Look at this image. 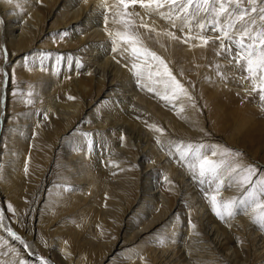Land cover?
Here are the masks:
<instances>
[{
	"label": "rangeland",
	"instance_id": "1",
	"mask_svg": "<svg viewBox=\"0 0 264 264\" xmlns=\"http://www.w3.org/2000/svg\"><path fill=\"white\" fill-rule=\"evenodd\" d=\"M2 1L5 12L11 16L8 21L12 24L23 19L30 21L39 39L33 40V33L24 45L4 46L0 35V116L2 111L5 115L0 120V264H18L21 259L26 264H41V258L47 264H131L139 258L157 264L147 253L150 244L175 251L174 264H188L175 243L183 240L192 244L191 236L202 232L196 218L197 200L181 201L179 195L167 190L163 186L165 169L157 168V190L162 189L170 199V209L151 205L150 211L161 219L150 231L141 233L146 216L138 219L135 213L142 206L138 170L134 168L133 174L125 171L124 175L120 172L107 175L101 170L103 156L117 145L125 146L123 151L131 158L137 157L138 149L107 120L111 99H118L112 89L121 92L122 81L109 86L104 80L105 87L100 89L88 75L87 50L94 41L88 30L80 29V23L61 26V21L66 23L72 17L64 0ZM219 3L220 0H210L207 12L201 8L193 16L195 6L186 15L179 12V3L173 7L165 0L159 6L138 0L136 4L129 2L127 7L120 0H71L74 5L92 6L93 13L105 18L111 29L109 35L115 40V45L107 42L109 53L119 56L125 66L136 64L137 68H143L159 64L162 69L167 67L182 85V90L173 96L165 83L168 77L163 74L164 94L179 101L190 115L173 114L165 100L154 101L153 110L170 131L165 138L158 139L157 151L165 158L170 157L173 169L186 174L187 186L211 210L213 195L221 204L232 198L238 200L246 188H258L260 181H264V99H261L260 81L254 84L251 74L245 71L246 62L237 63L239 49L235 44L245 24L250 31L253 29L247 17L242 22L236 20L238 11L257 8V13L249 12V16L256 20L255 31H261L259 10L264 9V2L238 0L237 7L233 0L231 5L226 4L229 13L218 16ZM229 14L235 28H228ZM47 15L51 18L46 19ZM201 23L203 29L199 27ZM213 27L226 29L231 44ZM117 33L132 36L138 48L154 52L164 64L150 56L133 54L132 44ZM200 36L207 38V44ZM222 42L225 48L231 47L230 52L221 48ZM245 43L251 41L245 39ZM256 43L259 47V42ZM195 48H201V55L193 53ZM83 86L87 90L77 91V88L83 91ZM54 98L60 103L81 102L69 121L54 120L55 127L52 116L47 114L48 109L53 111ZM96 120L100 123L96 124ZM45 135L50 139L45 140ZM16 139L25 143L18 144ZM189 145L191 152L182 157ZM200 145L204 146L201 154L209 159H225L245 170L251 166L252 185L238 183L245 174L241 172L231 178L221 177L225 183L217 191L212 177H200L198 167H189L198 163L195 151ZM213 150L217 155H212ZM153 158V155L148 157L156 165L158 162ZM129 165L132 166V161ZM125 176L135 177L129 191L132 196L119 207L118 197L110 188L119 185ZM132 197H137V201ZM126 210L132 212L124 214ZM230 217L246 226L239 236L245 249L238 257L239 263L256 264L264 254V224L254 221L252 206L246 210L239 208ZM9 229L21 239L14 238ZM166 229H171L170 236H165ZM208 244L211 261L231 264L220 256L212 239ZM238 244L226 242V246L235 248Z\"/></svg>",
	"mask_w": 264,
	"mask_h": 264
},
{
	"label": "bare ground",
	"instance_id": "2",
	"mask_svg": "<svg viewBox=\"0 0 264 264\" xmlns=\"http://www.w3.org/2000/svg\"><path fill=\"white\" fill-rule=\"evenodd\" d=\"M84 5L85 4L74 5L71 4V0H64V6L68 8L67 12L72 17L69 21H66V23L61 21L60 24L61 26H68L75 23H80V29L88 30L91 38L94 39V41H91L93 43L88 45L89 49L87 50V59L89 60L90 65L88 68V75L93 79V81H96L100 89L105 87L104 80L107 81L109 86H113L118 80L122 81L123 89L121 92L112 89L114 96L118 99H111V109L107 120L112 123V126L115 128L116 132L126 136L131 145L138 149L137 157L135 156L131 158V155L126 153V151H123L126 149H124L125 146L122 147L117 145V150L116 148L113 150L111 149V152H107L105 153V156H103L104 163L101 167V170L104 171V173H107V175L118 172H120V174H126L125 171L133 174L134 168L138 170V191L141 193L142 206H140L139 209L135 211V213L138 216V219L143 218L144 215L146 216L144 218L146 223H144V226L141 227L142 231H140L141 233H144L150 231L153 226L161 219V217L153 215L152 210L150 211L149 207H151V205L161 206L166 211L170 209V199H168L162 189L157 190L158 185L155 180V176L157 175L156 169L159 167L165 169L166 173L164 174L166 177L163 186H165V188L170 192H175L177 195H179V199L181 201H184L185 199L190 203H193L197 200L196 204L199 208V210L197 208L198 212L196 218L201 225L202 232L191 236L192 244L183 240L175 243L178 251L182 253L184 260L187 261L188 264H215V262L209 259L211 250H209L210 245L208 244V241L212 239L214 247L217 248L219 252H221L220 256H222L227 261V263L241 264L242 262L239 263L240 260L238 257L242 256L245 249L239 236L242 234V232L244 233L246 226H241V221L239 219L231 218L229 216H224L221 218L218 217L213 210L205 208L204 205L198 201L199 199L196 191H193L187 186L185 180L186 174L177 168L173 169L170 164V157L165 158L164 154H160L157 151V144H159L157 142L158 139L165 138L166 134H168L167 131H170L167 128L166 123L153 110L152 105L154 101L165 100L166 106L168 105L167 107L170 108V111H172L173 114H185L187 117L190 115L188 111L183 110V106L179 101H174L172 99L166 100L163 98L165 96L163 91L164 84L162 83L164 69H162L159 64L143 68H133L131 65L125 66V63L119 60V56L115 57L114 53H109V43L107 42L111 41V43L113 42L115 45V40L113 39L114 37L112 38L109 35V33H111V29L106 25L107 23L104 21L105 18H100V16L95 14L96 12L93 13L95 9L92 6L89 7L88 5ZM5 7L6 5L2 0H0V19L2 24L0 26V35L4 46H8L10 43L16 44L17 46L26 44L29 41V36L34 33L35 25L26 19L22 20V18V21L19 24H12L11 21H8L11 16L8 17L7 13L5 12ZM50 18L51 17L48 15L46 16V19ZM50 28L51 27H49V29ZM38 32L41 34V31ZM33 35H35V33ZM38 37L39 35H35L33 40H38ZM101 40H105V42H102ZM200 52L201 48H195L193 50V53L196 56L201 55ZM9 55L7 56L8 60L11 58ZM86 86H83V91L81 90L82 88H77V91L80 90V92H84L87 90ZM149 89H152V91ZM6 93L7 88L5 87L2 95L3 102L5 100ZM169 102L171 103L169 104ZM80 103L81 102L60 103L54 98L52 100L53 111L50 109L47 110V114L52 116L53 126L55 127L54 120L69 121L71 116L74 115V113L76 114L77 109L81 105ZM3 113L4 112L2 111V116H0L1 121L5 119V115H3ZM99 123L100 122H97L96 124ZM44 139L48 140L50 137L45 135ZM152 140L155 141L154 144ZM16 142L18 144L25 143V140L16 139ZM172 143L174 145L172 146L177 148L178 145H175L174 142ZM180 144L179 146H181ZM150 155H153V160L158 162L159 165L158 163L155 165L154 162L149 161L148 157ZM131 161L132 166L129 165ZM159 170L161 169L159 168ZM190 173L192 174V172ZM187 175L188 178H191L189 173ZM116 176L120 177L121 175ZM134 179L135 177L128 178V176H125V179L121 180L124 182L121 183L119 180L120 186L117 184V188L114 187L115 185L113 186V184L110 185L113 186L110 188V191L115 194V197H118V201L116 203L119 207L124 203V201L129 202V196H132L129 194V191L133 185ZM133 199L134 201H137L138 198L135 197ZM122 208L125 210L124 207ZM130 212L132 211L126 210L124 214L127 213V215H129ZM170 230L171 229L165 230V236L171 235L172 232ZM182 231L186 232L184 228ZM207 238L210 239L207 241ZM226 242H238L239 244L235 248L234 246L230 245L226 246ZM262 242H264V240ZM148 252L152 255V260L158 262L157 264H174L177 262V260L175 261V251L171 252L169 251V248H163L161 250L158 248V246L150 244V248L147 250V253ZM178 258H180V256ZM130 263L148 264L146 261H143V259L140 258L139 260L132 261ZM256 264H264V254L259 256Z\"/></svg>",
	"mask_w": 264,
	"mask_h": 264
},
{
	"label": "snow or ice",
	"instance_id": "3",
	"mask_svg": "<svg viewBox=\"0 0 264 264\" xmlns=\"http://www.w3.org/2000/svg\"><path fill=\"white\" fill-rule=\"evenodd\" d=\"M122 4L127 7V4L130 2L131 4H136L138 0H120ZM140 3H144V0H139ZM165 2L173 7H175L178 3L180 4L179 12L184 14H189V10L194 7V10L191 12V15L195 16L201 8H203L204 12L208 11V5L210 4V0H165ZM255 0H249V3H254ZM261 2H264V0H261ZM155 3L158 6L161 5V0H148V4ZM233 3V0H220L219 3V10L217 15H223L229 13V7H226V4L231 5ZM237 7L238 0H236ZM249 12L251 13H257V8H250V9H240L238 11V14H236L235 18L237 21H245V18H248V22L253 26V29L250 31L247 24H245L241 30H240V38L235 41L236 47L239 49V52L237 53L238 59L237 63L240 62V60H243L246 62V68L245 71L251 74V79L253 80V83L257 80L260 81V92L262 93L261 99H264V9L259 10V19L262 22L261 23V31H255V25L256 20L253 19L251 16H249ZM230 18L228 20V28H235L236 24L232 22L231 14ZM199 27L201 29L204 28V24H200ZM214 31H220L224 38L229 40L230 44L232 42V38L229 34V32L224 29L223 27L215 28L213 27ZM255 32V34H253ZM118 36H120L122 39L126 40L127 42L132 44L131 51L133 54H137L140 56H150L153 59L160 62L161 65L164 64V61L157 56L154 52H150L147 49L144 48H138L134 43V38L130 35H125L122 33H117ZM199 39L207 44V38L200 36ZM245 39L251 41V43H245ZM259 42V47H257V43ZM221 48L225 51L230 52L231 47L225 48L223 42L221 43ZM127 51V49H126ZM7 54V53H6ZM138 66L136 64H133V68H137ZM139 74V73H138ZM159 75V73H158ZM164 75L168 77V80L165 81L166 85L171 88L173 92V96L175 95L177 90H182V85L175 79L174 76H172L171 72L167 67L164 68ZM152 91V89H149ZM255 90V89H254ZM164 99L168 100L172 97H169L165 95L163 97ZM203 145H200L199 148L195 151V157L197 164H190L189 167L192 169H195L198 167L199 169V176L205 177L210 176L212 177L213 182L216 183L217 191L224 185L225 181L224 179H221V177L227 176L228 178L233 177L234 175H239L241 172H244L245 174L241 177V179L238 181L241 185H248L251 186L252 176L254 175V172L249 166L246 170L243 168H240L239 165L233 166L229 161L225 159H221L219 161L209 159L206 155L201 154V150L203 149ZM191 145H189L188 149L185 152L181 153L182 157L186 156L187 152H191ZM212 155H217L216 151L213 150ZM221 155H225V153H221ZM239 155V154H238ZM239 169V172H238ZM211 203H212V210L215 212V214L218 217L223 218L224 216H232L236 213L237 209L244 208L245 210L247 207L252 206L253 208V219L255 222H258L260 224H264V181H260L259 187H252L246 188L244 193L242 194V197L240 199L232 198L228 201L223 202L222 204L217 201V196L213 195L211 197ZM10 234L16 238L21 239L18 235H16L14 232H12L11 229H9ZM27 247V246H26ZM18 264H26V261L21 259ZM41 264H47V261H45L43 258H41Z\"/></svg>",
	"mask_w": 264,
	"mask_h": 264
}]
</instances>
